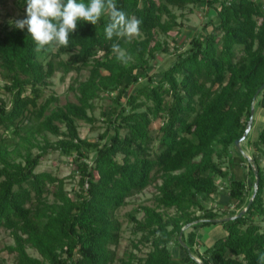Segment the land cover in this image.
Returning a JSON list of instances; mask_svg holds the SVG:
<instances>
[{"label":"trees","instance_id":"obj_1","mask_svg":"<svg viewBox=\"0 0 264 264\" xmlns=\"http://www.w3.org/2000/svg\"><path fill=\"white\" fill-rule=\"evenodd\" d=\"M116 4L143 21L138 37L120 40L132 57L127 64L112 53L116 38L105 37L107 15L96 25L80 22L68 47L41 52L34 51L27 28H0V80L10 95L9 106L0 101V229L14 241L7 252L14 264H198L192 256L202 264H258L264 253V121L254 140L247 135L243 141L251 162L235 154V141L251 109L264 108V0ZM188 6L206 10L207 21L159 78L149 75L156 54L168 51L160 36L181 26L174 9ZM56 72L75 73L69 86L75 101L49 111L56 97L39 100ZM102 94L110 98L100 113L105 129L90 142L80 137L78 122H97L91 114ZM52 153L72 157L79 176L72 195L66 178L35 171ZM252 166L258 184L249 204ZM152 184L153 206L128 214L150 250L116 262L114 213ZM219 193L226 206H208ZM212 225L225 235L200 252L196 230Z\"/></svg>","mask_w":264,"mask_h":264},{"label":"rangeland","instance_id":"obj_2","mask_svg":"<svg viewBox=\"0 0 264 264\" xmlns=\"http://www.w3.org/2000/svg\"><path fill=\"white\" fill-rule=\"evenodd\" d=\"M26 6V2L24 3L23 0L0 1V28L11 27L12 25H15L16 20L26 18L24 10ZM174 13L178 16L177 21L181 23V26L175 31L170 32L169 35L160 36L162 46L167 47L168 51H161L157 53L155 59L151 61V65L148 70L149 75H154L157 78L161 76L160 73L162 70L167 69L171 65L178 53H182L189 48V40L201 31L202 26L207 21L206 10L197 6H188L182 11L174 9ZM75 76V73L63 75L60 72H56L52 78L49 79V86L43 89L42 97L40 98L39 103H43L51 95L56 97L57 101L50 105V111L55 106H62L66 102H74V94L69 90V86ZM86 76L87 72L83 71L80 79L82 80ZM9 99L10 95L4 91L3 82L0 80V101H3L6 106H9ZM109 103V96L102 94L100 98L94 102V110L91 114L97 122L94 125L81 121L78 122V131L82 139L90 142L98 140L99 135H101L105 129L104 124L100 120V113L103 108L109 105ZM253 110L252 127L248 133L249 140H254L257 137L264 121V108L253 107ZM158 126L159 120L153 123L155 131ZM49 139L51 141L54 140L51 136ZM156 144L157 143L155 141L152 143L153 146ZM236 148V155L241 154L246 158H251V150L247 143L243 142V145H240V149L238 147ZM92 156L93 154H90V157ZM242 167L244 171L245 165H242ZM72 168V157L62 156L59 153H52L41 161L35 171L50 172L59 178H66L65 189L70 193V195H72L73 191L77 189V181L79 178L77 174H74ZM72 175L73 177L69 178ZM216 180L219 186L224 185L220 179ZM246 182L247 187L250 188V178H247ZM155 193V186L152 184L141 192L129 197L126 205L122 206L114 213V219L119 224L117 245L112 247L116 262L128 254L135 255L137 258L144 257L150 250V244L143 239V234L141 232H135V224L129 219L128 214L132 213L140 206H153V197ZM222 195L223 194L221 193L215 195L214 200L212 201L213 203L209 202L208 206L217 203L226 206L227 198ZM169 213H172V211H169ZM135 216L138 220L143 219L142 212L136 213ZM190 227L191 225L185 227L183 229L184 233H187L190 230ZM196 232L198 234L196 248L200 252L206 247H209L216 239L225 235L224 230L218 225L199 228ZM13 244L14 241L9 232L4 229H0V264H14L13 255L9 254L6 250V247L12 246ZM171 249L174 257H178L177 254L175 255L176 248L171 245ZM27 253L32 257H39L38 254L30 248H27ZM192 257L195 260H198L196 256Z\"/></svg>","mask_w":264,"mask_h":264},{"label":"clouds","instance_id":"obj_3","mask_svg":"<svg viewBox=\"0 0 264 264\" xmlns=\"http://www.w3.org/2000/svg\"><path fill=\"white\" fill-rule=\"evenodd\" d=\"M26 18L16 20L15 27L23 30L35 42L36 52L56 46L68 47L70 36L80 22L96 25L104 15L109 17L105 37L113 40L112 53L121 63L127 64L131 55L121 46L120 40L139 36L142 19L119 8L116 0H26ZM258 264H264V253L258 257Z\"/></svg>","mask_w":264,"mask_h":264},{"label":"water","instance_id":"obj_4","mask_svg":"<svg viewBox=\"0 0 264 264\" xmlns=\"http://www.w3.org/2000/svg\"><path fill=\"white\" fill-rule=\"evenodd\" d=\"M263 87H264V83H263L262 87L260 88V90H262ZM253 113H254V110H253V108H252V109H251V112H250L251 117H250V120H249V122H248V124H247V127H246V129H245L244 134L242 135V137H241L240 139H238L237 141H235V146L238 147L239 149H240V144H241V142H243V141L246 139V137H247V135H248V133H249L251 127H252V116H253ZM247 160H248L249 162H251V159H250L249 157H247ZM252 167H253V171H254V174H255V179H256V181H255V185H254V192H253V195H252V197H251V199H250V201H249V204L251 203V201L253 200V198H254V196H255V192H256V190H257V184H258L257 170H256L255 166H252ZM245 211H246V209H244V210L240 213V215H241L242 213H244ZM196 262H197L198 264H202L200 261H197V260H196Z\"/></svg>","mask_w":264,"mask_h":264},{"label":"built area","instance_id":"obj_5","mask_svg":"<svg viewBox=\"0 0 264 264\" xmlns=\"http://www.w3.org/2000/svg\"><path fill=\"white\" fill-rule=\"evenodd\" d=\"M197 261H199V260H197Z\"/></svg>","mask_w":264,"mask_h":264}]
</instances>
